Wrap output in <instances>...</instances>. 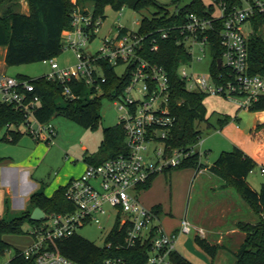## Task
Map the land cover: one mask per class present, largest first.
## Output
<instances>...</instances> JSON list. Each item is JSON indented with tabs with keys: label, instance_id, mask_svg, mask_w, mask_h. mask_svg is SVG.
Returning a JSON list of instances; mask_svg holds the SVG:
<instances>
[{
	"label": "built area",
	"instance_id": "2783aa9c",
	"mask_svg": "<svg viewBox=\"0 0 264 264\" xmlns=\"http://www.w3.org/2000/svg\"><path fill=\"white\" fill-rule=\"evenodd\" d=\"M205 1L202 13H187L184 22L161 28L160 37L173 35L190 52V60L178 67V74L188 90L221 96L236 104L239 110H250L252 103L264 94V73L250 71L249 34L243 31L242 25L246 21L253 22L256 15L264 16V0ZM102 21V17L91 9L76 6L72 12L71 28L62 33L63 45L72 49L76 61L72 65L61 66L55 58L44 59L43 62L49 65L44 76L61 83L62 94L75 99L82 94L74 90L80 83L98 94L101 84L106 81L103 61L126 64L128 82L120 98L114 102L118 103L119 122L124 129L127 151L99 163H87L79 175L69 179L64 196L75 208L68 212L44 213L42 224L30 231L32 242L21 250L28 264H80L64 256L57 249V241L72 235L86 223H99L101 216H109L107 205L113 206L120 214V225L127 223L124 247L133 246L137 240L149 239L143 264H174L171 255L176 251L179 233H189L193 228L201 235L204 233L186 217L181 219L177 232L166 231L156 212L142 204L135 194L157 173L177 166L182 159L198 150L197 145L185 151L172 147L168 142L174 124L169 107V78L164 67L143 55L146 34L141 33L138 27L122 30L125 26L117 24L115 33L110 28L102 37L96 52L86 51L88 42L100 31ZM134 23L139 26L140 21ZM214 37H217L221 48L216 59L220 70L213 72L210 69L212 57L207 75L188 73L185 66L192 60L194 48L201 51V55L195 57L200 60L206 55V47H213ZM157 47L153 38L149 50ZM218 59L221 60L220 65ZM39 102L32 77L0 72V105L11 104L20 111L25 118L20 125L25 126V131L35 140L53 143L57 131L51 120L41 122L33 114ZM20 125L8 124L6 129H19ZM8 130L6 137L11 139ZM259 171L264 174V164L259 166ZM11 258L0 261V264H11ZM105 263L123 264L121 258H108Z\"/></svg>",
	"mask_w": 264,
	"mask_h": 264
},
{
	"label": "trees",
	"instance_id": "16d2710c",
	"mask_svg": "<svg viewBox=\"0 0 264 264\" xmlns=\"http://www.w3.org/2000/svg\"><path fill=\"white\" fill-rule=\"evenodd\" d=\"M17 0H0V47H4V61L7 65H19L44 59L55 58L64 48L62 33L72 26V12L76 6L89 10L86 6L92 3L91 10L95 15L106 18L107 6L114 10L129 7L133 10L152 8L149 16L141 18L138 30L146 34L143 55L151 62L156 63L167 72L170 83L169 107L174 116V124L169 134L168 142L172 147L189 150L197 145L201 136V123L205 122L208 127L212 126L207 114L204 99L207 96L199 91L188 90L185 81L178 74L181 63L188 62L191 58L187 48L179 43L173 35L161 38L159 30L174 23H182L185 16L191 11L202 13L205 0H191L184 6L170 11L165 4L156 0H27L29 10L27 13L14 9ZM254 29L248 36L249 68L252 73H264V16L253 17ZM123 27L122 30H125ZM153 38L158 47L149 50ZM213 59L210 69L217 72L216 59L221 54V48L214 37ZM118 64L102 62L106 81L101 84L102 92L96 94L83 83L74 87L79 98L71 99L62 94L63 85L56 80L46 79L44 75L32 77L35 92L40 98L39 105L33 111L34 116L41 122L51 120L56 115L70 118L86 128H92L97 124L99 109L102 100L107 98L114 100L120 98L125 85L128 82L126 73L120 75L116 72ZM17 77H28L18 75ZM91 93L92 95H89ZM251 111L264 110V94L260 95L251 105ZM230 120L239 121L236 116L222 114L217 117V128ZM25 121L23 114L11 104L0 105V130L8 124L17 127ZM264 127V123L258 128ZM8 129H6L7 132ZM11 139L3 138L11 142H17L23 134L20 129L8 130ZM125 133L120 122L103 128V137L97 152L85 154L84 160L88 163H99L108 158L125 153ZM201 153L196 151L181 160V162L164 172L183 167H193L197 171L208 168L221 177L224 186L234 188L239 195L248 202L253 211L258 215L254 223L238 221L237 227L244 233V238L235 251V264H264V184L259 189L254 188L247 177L251 170L258 167V163L246 154L238 146L231 149H223L211 162L206 163L201 159ZM156 176V175H155ZM153 176L147 183L142 185L147 189ZM65 186L58 187L51 196H46L41 191H35L30 195L29 205L18 215L6 218L0 216V256L9 248V243L4 239L6 233L23 232L22 224L25 220L30 221L34 228L39 227L44 218L31 219L30 207H40L45 214L52 212H68L75 205L64 196ZM157 215L162 211L161 204L152 207ZM6 214L9 213V203L5 202ZM127 229V223L120 225V214L116 215L113 227L106 236L103 245L83 237L76 231L67 237L57 241V249L66 257L80 264H106L108 258H121L123 264H143L149 248V239L137 240L131 247H124L123 241ZM201 249L213 256L219 244H212L200 235L194 238ZM110 242V245L107 243ZM174 264H192L179 252L172 253ZM11 264H28L21 255V250L16 248L11 258Z\"/></svg>",
	"mask_w": 264,
	"mask_h": 264
},
{
	"label": "rangeland",
	"instance_id": "374dc122",
	"mask_svg": "<svg viewBox=\"0 0 264 264\" xmlns=\"http://www.w3.org/2000/svg\"><path fill=\"white\" fill-rule=\"evenodd\" d=\"M156 1L165 4L172 11L177 7L184 6L191 0ZM86 5L87 8H92V3L88 2ZM14 9L20 12L27 11L29 9L27 0H17ZM152 10L150 8L136 11L129 7L114 10L107 6L105 8L106 18L102 21L100 31L88 42L85 47L86 51L96 52L101 46L102 37L108 33L110 28L115 33L117 24L136 29L138 25L134 21L139 22L143 16H149ZM242 28L245 33L250 35L252 29H254V24L252 21H246L243 23ZM4 55L5 49L0 47V72L7 75L18 76L22 74L28 77H38L49 70L48 63L43 61L7 65L4 61ZM198 55H201V51L195 47L193 58L185 68L188 73L207 75L208 66L213 57V47L207 46L206 55L202 56L200 60L195 58ZM55 60L61 66H69L75 63L76 58L72 49L64 46L61 53L55 57ZM126 67V64H119L116 66V72L122 75L126 72ZM101 92L102 89H99L98 94ZM203 102L208 114L213 113L210 117L212 126L208 127L205 122L201 123V136L197 144V150L201 151L202 160H209L208 162L211 163L220 152L216 146H222V137L216 135L218 129L216 119L222 114L232 112L235 104L217 95H207ZM119 115L118 103L105 98L102 100L99 109L97 124L92 128H86L61 114L54 116L51 122L57 131L53 141L56 143L53 144V148L47 153L46 159L39 167V173L42 174L43 180L48 181L55 177L60 173V169L64 167L72 170V172L76 171L80 162L84 160L85 154L99 150L103 128L118 123ZM19 129L23 132L19 143L3 138L6 127L0 130V161L6 156L16 158L25 156V147L29 144V141H33V137L25 131V126L20 125ZM204 152L207 159L203 156ZM55 172L57 173L55 174ZM196 172L197 170L193 167L159 172L147 189L136 190L135 194L146 207L152 208L154 204H162L163 212L160 219L163 221L166 230L179 226L180 219L185 216L193 225L200 226L206 232L208 241L211 243H217L218 241L230 248H236L244 236V233L236 226L237 221L254 223L258 220V215L234 188H231L234 202L231 201L232 197L221 195L220 189L217 187L218 181L221 182V177L210 169L204 168L197 174ZM247 179L256 189L264 184V174L259 171V167L253 169L248 174ZM141 190L143 192H140ZM4 197L5 189L0 186V216L4 215L8 218L18 215L21 212L18 209L10 210L9 213L5 214ZM106 208L109 211V216H101L99 223H86L78 227L76 232L98 245H103L117 215V210L113 206L107 205ZM33 226L30 221L25 220L22 224L23 232L4 234V239L9 243V248L0 256L1 262L11 258L16 248L23 250L32 242L33 236L30 231ZM196 235H198V232L193 228L189 233H181L177 240V248L187 255L192 264H235V256L229 249H223L222 245L213 256L203 249L197 248L194 240ZM183 246L187 247L183 248Z\"/></svg>",
	"mask_w": 264,
	"mask_h": 264
},
{
	"label": "crops",
	"instance_id": "0c3cea01",
	"mask_svg": "<svg viewBox=\"0 0 264 264\" xmlns=\"http://www.w3.org/2000/svg\"><path fill=\"white\" fill-rule=\"evenodd\" d=\"M28 10L25 11V13H27ZM227 114L238 117L239 121L230 120L217 129L216 135L222 137L221 138L222 146L219 145L216 146L219 149L218 151H221L223 149H231L233 145H236L240 149H242L246 154L252 157L258 163L259 166L263 165L264 164V127L258 128V125L264 123V110H258V111L239 110L235 104V108L233 109V111ZM21 137L22 135L19 137L17 143H19ZM217 138L219 139V137ZM32 140L33 141H29V144L25 147L26 153L25 156H23V158L6 156L4 159L0 161L1 163L0 186L4 187L5 189L4 206L7 200L9 203V209L11 211L16 209L22 211L25 208H27L29 205L30 195L35 191H41L46 196H51L58 187L65 186L66 183L69 181V179L79 175L84 170L86 164L88 163L87 161L83 160L82 162H80V165L77 167V170L73 172L70 169H66V167L61 168L60 173L58 175H56L55 177L51 178L48 181H44L41 176L42 174L39 173V167L46 159L47 153H49L53 148L52 147L53 144H55L56 142L43 143L44 141L41 142L33 138ZM203 156H205V158L207 159L205 152ZM208 161L209 160H205L204 162L209 163ZM202 169L204 168H201L200 170ZM200 170H198L196 174ZM56 173L57 172H55V174ZM217 187H219L221 195L225 197L229 196L230 198L232 197L231 201L233 202L235 201L233 195H231L232 187L224 186V182L222 179L221 182L218 181ZM140 192H143V190H141ZM161 207H162V211L158 215V218L160 220L161 225L163 226V221H161L160 219L161 214L163 212L162 204ZM30 209L32 212L34 207L33 206L30 207ZM4 211L6 212V210ZM179 226L174 228H168L167 230L164 228V226L163 228L168 232H177ZM195 227L201 228L200 226H195ZM195 230L197 231V229ZM180 234L181 233H179V235ZM198 235H200L201 237L205 238L208 241V236L205 231L202 235L199 234L198 232ZM177 240L175 243L176 252H179L181 255L187 258V255L177 248V242H178ZM212 244L222 245L223 249H229L234 256H235L234 253L239 246L238 245L236 248H230L229 246H226L225 244H221L218 241L217 243H212ZM195 245L197 246V248L202 250L200 246L196 244V242ZM185 247L187 246H183V248Z\"/></svg>",
	"mask_w": 264,
	"mask_h": 264
},
{
	"label": "water",
	"instance_id": "95a60500",
	"mask_svg": "<svg viewBox=\"0 0 264 264\" xmlns=\"http://www.w3.org/2000/svg\"><path fill=\"white\" fill-rule=\"evenodd\" d=\"M220 63L221 60L218 59V65H220ZM43 216H44V211L38 206L34 207L30 215L31 219L33 220H40L43 218Z\"/></svg>",
	"mask_w": 264,
	"mask_h": 264
}]
</instances>
